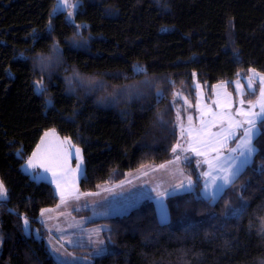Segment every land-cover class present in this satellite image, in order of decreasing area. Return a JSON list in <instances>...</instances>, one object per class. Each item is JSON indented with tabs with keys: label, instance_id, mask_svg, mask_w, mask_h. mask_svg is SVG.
I'll return each instance as SVG.
<instances>
[{
	"label": "trees",
	"instance_id": "16d2710c",
	"mask_svg": "<svg viewBox=\"0 0 264 264\" xmlns=\"http://www.w3.org/2000/svg\"><path fill=\"white\" fill-rule=\"evenodd\" d=\"M80 1L74 23L51 14L55 0H0V181L8 191L0 264H57L39 215L58 197L22 171L46 131L82 149L79 190L93 192L173 158L171 99L181 88L193 102L194 76L210 91L250 68L264 73V0ZM35 80L45 93H36ZM260 148L217 201L168 196L166 224L151 200L91 221L108 226V250L94 264H264V142ZM194 162L183 169L198 192ZM24 218L39 238L25 234Z\"/></svg>",
	"mask_w": 264,
	"mask_h": 264
},
{
	"label": "rangeland",
	"instance_id": "374dc122",
	"mask_svg": "<svg viewBox=\"0 0 264 264\" xmlns=\"http://www.w3.org/2000/svg\"><path fill=\"white\" fill-rule=\"evenodd\" d=\"M80 2H81L80 0H68V5L65 6L64 4L61 3V0H55L51 10V14L54 15L59 12H64L66 14V18L70 22L77 23L75 19V13L80 5ZM69 13H72L71 17H69L68 15ZM137 68L140 69L141 67L138 65L134 67L136 71ZM250 70H254L255 73L264 75V73L254 68H250L246 73L243 72L239 73V76L236 79H234L231 84L225 81H220L213 84L210 91H208V85L199 82L196 76H194L193 86L195 88V98L193 102L189 101L185 97V94L181 88L175 91L171 101L176 110L175 118L179 132V141L177 144H179L180 147L177 148V152L174 153L173 158L175 160L171 162L172 164H170V166L159 167V170L153 168L151 170L152 175L151 174L148 175V181L152 179V182H154L153 178H156L155 181L160 187L159 191L167 190L168 192H172L175 189V185L179 184L181 181H183L186 185L187 179L191 178L194 182V190L192 192L195 193L196 196L203 198L202 190L205 181L206 179L209 181L211 180V177L206 178L203 175L204 172L209 171V166L207 163H205V160L206 159L211 160L216 155V153L211 150L212 148L211 145L206 147L203 144L197 143L194 138L202 128L204 129V134H203L204 139L214 140L218 138L217 135L214 134H218L219 136H222L223 130L228 128L227 121L226 120L222 121L219 118L222 113L231 112L233 114L234 119L236 120L244 119L243 117L235 116L237 109L241 107H243L244 109H248L249 107L248 102L251 101L252 103H255L259 97L260 84H259L258 76L253 77V88L248 87L249 77H252V71ZM40 81L42 80H35L34 88L36 83ZM217 85H220V87H217ZM241 99H244L246 102L243 106L240 105ZM48 101L49 100H47V104L50 105ZM185 101H187V103ZM229 103L231 104L230 108L228 107ZM255 111L259 112V108L257 107ZM189 116L192 117L191 122L188 120ZM245 127H247V125H245ZM189 129L192 130L191 136L189 135V131H188ZM242 130L243 129H236L237 132L236 139H232L227 143L226 148L222 150L220 153L221 157H228L231 155H235L234 153L228 152L227 149L236 146L237 140L240 138L239 133ZM51 132H54L56 138H58L57 139L58 145L56 144V146H58L59 148L63 147L69 153L72 154L69 156L67 161V169H68L67 180L71 186L70 190L73 191L74 193L79 194V199H76L74 195L68 198L66 203L62 204L60 191L57 189L56 184L53 182V177L51 173L45 172L41 168L25 170L24 166L26 165L27 161L22 165V171L27 173L31 179L36 181L43 180L50 183L54 189L56 196L58 197V202L56 204L57 206L55 205L56 206L55 210L56 213L58 214L56 219L54 216L55 211L50 212L52 216L51 219H47L45 217V213L49 211L44 213L42 220L43 221L45 220L44 221L45 225L42 223L41 219L39 218L46 231V234L43 238L45 240V243L48 244L49 249L51 251L50 252L51 256L53 257V259L57 264H94L93 256H99L105 254L108 250L107 247L108 244L104 237V231L107 229L108 226L104 222H96V223H90V222L97 219L114 216V215L107 216L105 214H108L109 212H111V210L117 209L116 206H114L116 202L114 201L113 198H111L108 202H106L103 199V197H100V195H88L90 193H84L79 190V180L84 174L82 149L78 145L74 144L70 140V138L59 136L54 129H51ZM65 139L71 141L70 146L69 145L61 146L60 141H64ZM215 146L218 147V145ZM76 148L80 149L79 156H80V160L82 161L80 163V170L78 172L75 171L77 168V163L80 162L78 161L77 156L75 154ZM192 148L202 150L206 153V155H197L196 152L191 150ZM177 155H179L180 157L179 160L176 159ZM182 158H183L182 167L184 161H189L191 159L195 161L192 166L196 171L195 173L197 179L200 181V188L198 192L196 190L195 179L191 175H187L183 171L181 166H179L180 163L179 161H182ZM149 165H154V164H149ZM40 169L41 172H39ZM127 174L123 180L116 182L114 184H105L106 186L104 187L107 188L108 191H110L115 184H119L122 181L126 180V177L129 175ZM148 181H145L143 183H146ZM131 186L132 184L130 185V187ZM108 187L111 189H109ZM116 189L118 190L114 194H119L120 191L125 193V184L120 186V189L119 188ZM157 191L156 193H154V197L152 199L157 213V218L159 220V213H161L166 209L168 214V221H169L170 216L166 205V199H164L163 201H159L157 199ZM179 192L189 193V192H183L177 190V194H180ZM104 195H106L105 191H104ZM244 203L245 201L242 202L241 207L238 209H241ZM70 208H72L73 210L72 214L70 215L71 217L68 215V210ZM83 210L86 211L84 214L80 216L75 215L74 213L76 211H83ZM233 211L234 210L232 211L228 210L226 212V215L233 214ZM115 215H119V214H115ZM23 230L25 234L27 235L32 234L33 236L39 238L38 230L31 228L30 224L28 225V230L26 232L23 223ZM64 235L65 238L68 240L63 239ZM75 246L86 247L88 249L79 250V252H75L73 248H79ZM68 247L71 249H69Z\"/></svg>",
	"mask_w": 264,
	"mask_h": 264
},
{
	"label": "snow or ice",
	"instance_id": "6c2138e0",
	"mask_svg": "<svg viewBox=\"0 0 264 264\" xmlns=\"http://www.w3.org/2000/svg\"><path fill=\"white\" fill-rule=\"evenodd\" d=\"M61 3L65 6L68 5V0H61ZM71 17L72 13L68 14ZM137 71H142V69L137 68ZM252 71V77H249L248 87L253 88V77H259V97L255 103L251 101L248 102V109H244L243 107L237 109L235 116L243 117L244 119L236 120L233 117L231 112L222 113L220 115V119L222 121L226 120L228 123V128L223 130V135L218 138L212 139H204V129L202 128L197 135L195 136V141L197 143L203 144L206 147L212 146L211 150L216 153V155L211 160H205V163L209 166V171L204 172V177H211V180L205 181L202 196L204 199L215 202L220 199L224 194L225 190L234 186L237 180L241 177L242 174L245 173V170L250 167L254 163V157L261 151L260 144L264 142V75H260ZM220 87V85H217ZM37 94H43L46 92V88L43 85V82H37L35 85ZM179 95V94H177ZM187 103V101H185ZM51 104V101H48ZM245 100H240V105L243 106L245 104ZM228 107H231L229 103ZM259 108V112H256L255 109ZM188 120L191 122L192 117L189 116ZM203 124V121H202ZM247 125V127H245ZM236 129H243L239 133V139L237 140L236 146L233 148L227 149L228 152L234 153L235 155H231L228 157H221L220 153L227 146V143L236 139L237 132ZM189 135H192V130L189 129ZM45 137L55 136L54 132H46ZM58 139V138H57ZM46 141L42 138L41 145L37 146L35 152H33L32 156L27 160L25 170L27 169H35L41 168L45 172L51 173L53 177V182L56 184L57 189L60 191L61 203H66L67 199L74 196L76 199H79V194L74 193L70 190V184L67 180V161L71 153H69L65 148L61 147L56 152H51L47 148H43ZM61 146L63 145H71V141L65 139L64 141H60ZM215 145H218L216 147ZM180 145L177 144L176 147L172 149L173 153L177 152V148ZM191 147V146H190ZM192 151L196 152L197 155H206V153L202 150H198L196 148H192ZM75 154L77 156L78 162L76 172L80 170V149H75ZM176 159L179 160V155L176 156ZM161 167H164L161 165ZM215 173V174H213ZM38 176V174H37ZM177 190L183 192H192L194 190V182L191 178L187 179V184L181 181L179 184L175 185V189L172 192L165 191H157L153 189V191H157V199L159 201H163L168 196L177 195ZM91 195V194H88ZM8 199V191L5 187L4 183L0 181V202ZM48 210H44L41 212V216L44 215V212ZM240 209H236L233 211L234 215L239 213ZM24 228L27 232L29 221L27 218H24ZM159 223L166 224L168 223V214L166 209L159 213ZM100 254V253H98Z\"/></svg>",
	"mask_w": 264,
	"mask_h": 264
},
{
	"label": "crops",
	"instance_id": "0c3cea01",
	"mask_svg": "<svg viewBox=\"0 0 264 264\" xmlns=\"http://www.w3.org/2000/svg\"><path fill=\"white\" fill-rule=\"evenodd\" d=\"M47 132H51V130L47 131ZM42 138L45 139V141H46L45 145L42 146V150H43V148H47L51 152H55V151H58L60 149L58 146H56V144L58 143L56 135L55 136H49V137H45V135H44ZM41 140H40V142H39V144L37 146L41 145ZM37 146H36V148H35V150L33 152L36 151ZM32 154H31V156H32ZM174 160L175 159L173 158L172 160H169V161H167V162H165L163 164L147 165L148 167L144 166L145 168L141 167V168H138L136 170H133V171L128 173L129 175L127 174L128 176L126 177V180L122 181L119 184H115L112 189L108 187L109 189H111L110 191H108L107 188L104 187V186H106L105 184H101V185H99V187L95 191L89 192V193L91 195H100V197H103V199L106 202H108L111 198L114 199V201L116 202V204L114 206H116L117 209L111 210V212H109L108 214H105V215L109 216V215H115V214H120V213H126L129 210H131L132 208H134V207L138 206L139 204H141L145 200H151L152 201V199L154 197V193H156V191H153V189H156V190L159 191L160 187L155 181L156 178H153L155 183L152 182V179H150V181H148V175L149 174L152 175V171L151 170L153 168H156V169L159 170V167H161V165L170 166V164H172L171 162L174 161ZM179 162H180L179 166H181V168L183 169V167H182L183 158H182V161H179ZM142 168H144V169H142ZM183 171H184V169H183ZM39 172H41V169H40ZM142 177H145V178H142ZM145 181H148V182L143 183ZM124 184H125V193L120 191L119 194H114L118 190L116 188L120 189V186H122ZM131 184H132V186L130 187ZM104 191H105L106 195H104ZM189 193H192V192H189ZM180 194H183V193H180ZM119 203H121V204H119ZM56 206L45 208V209L42 210V211H44V210H48L49 211V212L45 211L47 213L44 212L45 213V217L47 219H51V217H52L51 213H50L51 211H55L54 216H55V219H56V217L58 215L56 213V210H55ZM86 210H83V211H86ZM72 211H73L72 208H70L68 210V215L69 216L72 214ZM39 218L41 219L42 223L44 224L45 220L44 221L42 220L43 216H41V213L39 215ZM57 230H59V229H57ZM63 239H66L65 235L63 236ZM66 240H68V239H66ZM47 247H48L49 252H51L50 249H49L48 244H47ZM75 247H79V246H75ZM69 249H71V248H69Z\"/></svg>",
	"mask_w": 264,
	"mask_h": 264
}]
</instances>
